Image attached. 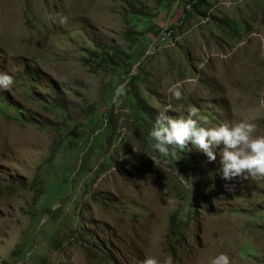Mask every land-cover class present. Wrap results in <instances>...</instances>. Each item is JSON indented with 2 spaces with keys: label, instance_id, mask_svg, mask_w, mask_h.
<instances>
[{
  "label": "rangeland",
  "instance_id": "374dc122",
  "mask_svg": "<svg viewBox=\"0 0 264 264\" xmlns=\"http://www.w3.org/2000/svg\"><path fill=\"white\" fill-rule=\"evenodd\" d=\"M183 3L0 0V264H264V178L147 156L160 112L264 135V0Z\"/></svg>",
  "mask_w": 264,
  "mask_h": 264
},
{
  "label": "clouds",
  "instance_id": "9594fccd",
  "mask_svg": "<svg viewBox=\"0 0 264 264\" xmlns=\"http://www.w3.org/2000/svg\"><path fill=\"white\" fill-rule=\"evenodd\" d=\"M59 23L63 25L66 18L60 14ZM52 19H55L53 17ZM13 78L0 72V88L7 89ZM179 98L180 92H174ZM192 108L187 115L172 118L166 112H160L149 135L154 141L149 156L155 162V154L163 157H175L177 149H184L187 144L202 152L209 162L219 156L218 174L225 181L233 178H264V135L255 134V125L248 121L222 122L214 126H205L196 117ZM232 185H225L227 191ZM140 264H172L170 257L163 261L153 256H146ZM210 264H230L229 256L220 253L213 257Z\"/></svg>",
  "mask_w": 264,
  "mask_h": 264
},
{
  "label": "trees",
  "instance_id": "16d2710c",
  "mask_svg": "<svg viewBox=\"0 0 264 264\" xmlns=\"http://www.w3.org/2000/svg\"><path fill=\"white\" fill-rule=\"evenodd\" d=\"M184 3L181 6L182 7V13L185 15L188 11H191L192 13H196L200 17H205V12L200 11L201 4H205L204 0H183ZM232 31V29H231ZM129 58V57H127ZM113 62V61H112ZM131 79L129 80V82ZM139 111L144 112L141 108H139ZM178 153H183V149H177Z\"/></svg>",
  "mask_w": 264,
  "mask_h": 264
}]
</instances>
